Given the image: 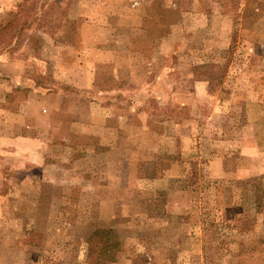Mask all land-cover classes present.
Masks as SVG:
<instances>
[{"label": "rangeland", "instance_id": "rangeland-1", "mask_svg": "<svg viewBox=\"0 0 264 264\" xmlns=\"http://www.w3.org/2000/svg\"><path fill=\"white\" fill-rule=\"evenodd\" d=\"M203 4L199 0H153L137 13L132 12V18L128 12L118 13L116 19L114 15L110 17L109 24L91 27L85 23L86 0H0V116H7V126L18 125V115L24 109L13 104L23 99L20 85L25 83L70 96L79 115L85 111L82 101L95 104L105 118L99 129L94 126L93 130L101 136L103 156L116 169V182H127L126 187L117 185L114 189L113 195L120 204L102 205L105 219L97 220V211H93L94 219L85 225L91 206L84 204L79 226L71 228L74 210L67 201L73 197L77 200L79 190L72 193L65 187L63 172V178H59L63 186L39 189L32 182L22 184L24 173L9 170L10 166L4 169L0 162V180L12 181L10 188L3 189L9 199L4 204L10 208L4 219L0 209V264H80V254L87 264H112L114 258V264H264V0H205ZM241 4H245L243 14L237 13ZM217 5H232L237 12L233 16L219 12ZM140 6L135 2L132 8ZM101 15L109 14L103 11ZM51 26L56 31L54 35L48 32ZM98 37L104 51L98 67L103 88L94 91L73 84L72 88L63 80L62 72L66 66L71 70L84 63L91 67L98 59L93 51ZM214 67L217 70L211 74ZM205 72L206 77L199 78L198 74ZM210 74L208 84L214 95L195 92L196 80L208 79ZM60 75L62 78H57ZM243 84L246 89L240 90ZM8 85L20 87L12 86L11 90ZM216 100L226 102L219 103L216 110ZM211 111L216 129L227 130L221 136L228 135V139H198L184 155L179 154L174 141L167 144L161 139L162 120H169L170 131L174 132L179 123L189 121L188 132L203 138L200 135ZM242 116L249 118L243 129L244 139L237 127ZM141 127L150 134H141ZM64 128V124L59 125V130ZM10 131L18 132L17 128ZM135 145L142 174L159 178V185L169 184L175 191L182 185L178 181L184 175V181L192 187L193 181H202L195 170L203 165L200 163L214 158V148L233 151V155L223 156L224 164L231 170L245 165L251 176L246 180L235 177L241 173H233L235 179L231 187L227 185V191L222 184L214 190L219 199L234 197L235 204L231 206H225L223 201L198 205V216L197 205L187 207L191 218H197L191 221L197 224L196 233L189 229L194 236L187 232L181 238L174 234L175 226L164 228L163 219H156V224L143 217L139 205L138 220L129 223L130 206L133 208L129 199L138 193V198L145 201L155 193L154 189L149 193L145 188L129 185L133 174L129 180L126 161ZM171 163L175 165L173 176L159 173ZM185 165L187 172L178 177ZM33 171L31 176L35 173L47 181L54 176L51 165L42 172ZM40 191L43 199L58 200L53 207V220L47 217L46 205L39 218H33L32 199ZM196 191L187 196L210 195L209 190ZM92 196L85 193L83 198L88 201ZM117 208L122 216L110 220ZM223 208L228 211V220ZM122 220H127L133 231H123L121 240L112 233H96L98 228L109 229Z\"/></svg>", "mask_w": 264, "mask_h": 264}, {"label": "crops", "instance_id": "crops-1", "mask_svg": "<svg viewBox=\"0 0 264 264\" xmlns=\"http://www.w3.org/2000/svg\"><path fill=\"white\" fill-rule=\"evenodd\" d=\"M86 1L87 6L85 7V23L91 27H102L104 24H109L108 21L110 20V17L114 15L113 18L116 19L118 13L119 15H122V13L128 12L131 14L130 18H132V12L137 13V10L142 8L145 4L153 2V0ZM203 1L205 0H199L202 5H204ZM135 2L141 3V6L137 9L132 8V5ZM220 4L221 6H223L222 3ZM230 6L232 5H227L225 8H223L217 5V11L225 12L227 14H230L231 16L235 15V12L237 11V13L242 14L245 12V4H241L240 6H238L237 11H233ZM197 10L200 11L202 9L199 8ZM103 11L108 12L109 15L102 16L101 14H103ZM242 16L240 18L241 20ZM85 42L88 43V41ZM94 42H96L97 44L93 47V51H95L94 57H97L98 59L96 58L97 61L95 60L92 65L90 64L91 67H87L84 63L80 64L81 66L77 68V70L76 68L71 70L70 68H68V66H66V71L62 72L65 73V79L63 80H66L72 88H74L72 84L74 86H77V88L79 89L86 88L87 90L90 89L94 91L101 90V88H103V85L100 83L98 69L100 62L103 60L100 57L104 54V51L102 50V48H100V45L103 43L99 37ZM88 53L89 51L87 52V54ZM103 63L104 62H102V64ZM215 70L217 69H215L214 67L211 70V74H214ZM211 74L209 75L208 79L196 80L197 83H195L194 87L195 92H201L202 94L209 95L211 97L212 95H214L211 84H208L212 79ZM198 76H200L199 78L206 77V72L199 73ZM83 77H85L86 79H82ZM57 78L62 77L60 75ZM77 78L80 79L78 82ZM12 86H9L11 90H13ZM20 86L21 93H23V99L20 101H14L15 104L11 102L16 108L24 109L22 113L18 115L20 117V119H18V125L15 124V126H7V123H5V119L7 118V116H0V162L1 164H3V166L1 165L2 168L4 167L5 169L10 166V168L8 167L9 170L15 169L19 172H23L24 175L20 179V181H22V184H29L30 182H32L33 185L37 186L39 189L43 186H49L51 188L63 186L61 179H59L63 178V172L65 174L64 181H66L65 187L70 189L72 193H74V190H79V194L77 195L79 197L77 198V200L74 199L75 197H73L68 199L67 201L69 205H73L74 210L72 216L73 219L71 220L73 222V226L71 228H73L74 225H76L75 227L79 226L77 225L78 218L82 216L81 213L84 210V204L87 206H91V215L89 214V216H86L87 221L85 225H89L92 219H94L95 215L92 216L93 211H97V220L105 219L107 216L104 215L102 205L107 203L115 205L120 204L119 199L116 198V195H113L114 189L117 188V185L126 187L127 182H116L117 180H115L113 177L115 168H113V164L111 163V161H106L103 156L104 148L101 145V136L99 132L95 133V131H93L94 126L99 129V125L101 124L103 119L105 120L104 116L99 114L100 111L98 110V106L82 101V105L85 111H83V114L79 115L78 112L74 111V99H71L70 96L61 95V91L57 92V90L53 88L42 89L41 86L35 87L26 83ZM243 89H246V87H244V84L240 87V90ZM36 91L42 93L37 94ZM225 102V100H216L215 102H213V108L215 109L216 107L217 110L219 107V103L221 104ZM31 108H34V111H30ZM25 111L28 112L25 113ZM210 113V115L208 114L206 116V124L204 126L203 132L200 135L203 138L199 137L195 133L188 132L189 127H187L186 125L189 124V121H187L183 125L179 123L180 126L178 127L177 132H174L170 131V121L162 120L160 121V124L162 123L163 125V133L161 139H163V141L167 140V144H169V142L171 141H174L175 145H178L179 147V154L181 152V154L183 155L186 151L191 150L189 148L192 147V145L196 141H198V139H200L199 142H201L203 139H209L215 142L218 139H228V135L221 136V134L225 131L227 132V130L223 131V129H221V131H219V128L216 129V123L214 120H212L214 118V111H211ZM150 123L151 122L147 120V125L151 126ZM61 124L65 125L64 130H59V125ZM248 124L249 118H247L246 120L245 117L242 116L241 120H238L237 127L241 129V139H244V126H247ZM13 128H17L18 132L10 131ZM135 128L138 127L135 126ZM141 128V134L143 132L145 134H150L148 129L143 130V127ZM231 138H233V135L231 136ZM138 152V146L135 145V147L131 149L126 161L128 162L129 180L132 178L133 174V179L129 181V185L134 186L135 188H145V191H149V193L153 192L154 189L155 193L157 194L154 193L149 198H146L145 201H142L143 199L138 198V193H135L133 199H129V203L133 205V208H131L130 206L129 214L127 213L129 215V223L131 224V220H138L139 206H141V214H143V217L149 220L153 219L156 224L159 219H163V221L161 222L166 225L164 228H167L169 230L171 227L175 226L176 231L174 232V234H178V236L181 238L187 236L188 233H190L191 236H194L193 233L189 231V229L191 231H194L195 227H197L196 223H191V221L197 220V218H191L189 212L186 211L187 207H189L191 204L197 205L196 208L198 210H196L195 212H197L198 216L201 214V209L198 205H206L209 203L219 204V201H223V204L225 206H231L232 204H235L236 199L234 197H225L219 199L214 190H216L217 187L222 184L225 186V190L227 191V185L231 187V183L233 182L235 177L241 179L246 178V180H248L249 176H251L249 168L245 165L237 167L236 170H231L224 164L222 159L223 156H228L231 154L233 155V151H229L228 149L217 150L216 148H214L211 151V153L215 155L214 158L210 159L208 163H200L203 165H198L196 170L194 169V167L191 169L192 173H194V170L198 172V175L202 177V181H193L192 187L190 184H188L190 182L187 183L184 181V175V178L179 179L180 181H178V183L182 185L177 189V191H175L176 188H171L169 184L166 187H162L161 185H159V178L152 179L151 177H147L145 176V174H142L143 170L139 169ZM241 154H243V152H241ZM50 165L53 168L54 176L52 179H49V181H47V179L43 177L36 176L35 173L32 176L30 175V172H34L33 170L37 169L39 170V172H42L45 169H49ZM187 168V165L182 166V168L179 170V173H177L178 177L180 176V173H186ZM174 171L175 165L171 163L164 166L159 173L164 174L165 177H170L173 176L172 173H174ZM233 173H241V175H235L234 177ZM10 182L12 181L0 180V188L2 189V192H0V209L3 219L5 213H9L10 211V208H6V205L4 204V201H9V199L5 197L3 189L10 188ZM151 183H154V185H151ZM203 183L206 184L203 185ZM159 186H161V189L159 188ZM147 188H150L152 190ZM156 188H158V190H156ZM192 188H194V191ZM86 189H91L92 192L88 193ZM195 189L205 191L209 190L210 195H195L197 193ZM190 192L195 193L193 194L194 196H187V193ZM85 193H87L88 196L91 194L93 195L91 200L85 201V199L83 198L85 196ZM180 193L185 195V197L181 196ZM23 200H25V198ZM32 202L34 219L39 218L41 208L46 205L49 209L47 217H49L50 219L52 218L53 220V217H55L53 207L54 204L58 202L55 197L43 199V195L40 191L38 196L33 197ZM223 213L226 214L224 217H226V219L228 220V211L223 208ZM121 216L122 214L117 208L109 218L110 220L114 221ZM204 219L208 218L203 217V220ZM226 227L227 226L225 224V228ZM98 229L99 230H96V233H99L100 235L112 233L111 236L115 237L117 235L118 239L121 240L119 236L122 235V232L128 229L130 230V232H132L133 226H128L127 220H122L117 223H113L111 226H109V229ZM195 233L196 231H194V234ZM178 250L180 251L182 249ZM114 259L115 260L111 262L112 264H114L116 261V258ZM77 262H80V264H87L82 254H80V256L77 258Z\"/></svg>", "mask_w": 264, "mask_h": 264}, {"label": "trees", "instance_id": "trees-1", "mask_svg": "<svg viewBox=\"0 0 264 264\" xmlns=\"http://www.w3.org/2000/svg\"><path fill=\"white\" fill-rule=\"evenodd\" d=\"M27 2H28V0H27ZM52 18H53V15H52ZM38 20H39V18H38ZM56 27H57V26H56ZM48 32H49V34H51V35L56 34V31H53V30H52V26L49 27ZM16 86H19V85H16Z\"/></svg>", "mask_w": 264, "mask_h": 264}]
</instances>
